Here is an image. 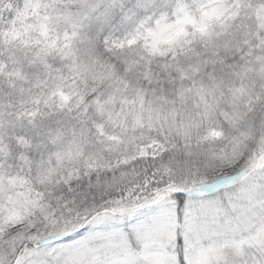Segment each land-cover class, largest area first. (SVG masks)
Instances as JSON below:
<instances>
[{
  "label": "trees",
  "instance_id": "obj_1",
  "mask_svg": "<svg viewBox=\"0 0 264 264\" xmlns=\"http://www.w3.org/2000/svg\"><path fill=\"white\" fill-rule=\"evenodd\" d=\"M25 2L0 0V257L22 264L166 193L180 219L190 203L229 210L213 242L248 239L209 264H264V235L250 239L264 224V0H49L32 51L4 37ZM200 8L205 27L159 51L139 35ZM152 139L165 148L107 163ZM174 250L189 264L180 234Z\"/></svg>",
  "mask_w": 264,
  "mask_h": 264
},
{
  "label": "rangeland",
  "instance_id": "obj_2",
  "mask_svg": "<svg viewBox=\"0 0 264 264\" xmlns=\"http://www.w3.org/2000/svg\"><path fill=\"white\" fill-rule=\"evenodd\" d=\"M47 1L49 0H26L23 9L9 22L4 37L16 46L26 48L27 51L35 50L40 45L36 41L37 35L45 37L48 31V16L45 12ZM208 15L209 10L205 8L185 10L174 22L158 19L155 26L144 29L139 35L151 51H159L164 43L173 42L191 31L202 30L205 27L203 20ZM218 135L219 132L214 129L208 133L210 137ZM164 148L165 144L161 140L152 139L137 147L132 153L115 156L107 163L125 161L132 156L154 155ZM256 159L255 156L251 163ZM93 165V163L87 164L89 167ZM207 174L208 171L204 170L201 174L192 175V182L198 186L208 181ZM223 174L225 173L214 176ZM247 181L249 177L244 179L242 185L244 186ZM143 191L144 186L137 188L136 193ZM176 203L174 198L162 193L156 204H150L145 210L131 211L126 218H119L117 224L111 222L108 215L94 216L81 237L68 241H55L46 249L21 253L22 264H136L139 262L178 264L174 249L179 234L184 239L187 262L209 264L212 255L218 252L219 248H223L222 252H233L242 243L247 242L248 239L233 237L223 242L211 240L217 231L229 224V210L225 207L220 205L214 208V204L190 203L180 219ZM138 217H140L138 221H131ZM76 226L78 225L73 222L66 223L64 232ZM50 232L55 234L54 230ZM263 235L264 224L261 228H256L250 239L257 241L258 236ZM11 261L8 256L0 257L2 264L4 262L9 264Z\"/></svg>",
  "mask_w": 264,
  "mask_h": 264
},
{
  "label": "water",
  "instance_id": "obj_3",
  "mask_svg": "<svg viewBox=\"0 0 264 264\" xmlns=\"http://www.w3.org/2000/svg\"><path fill=\"white\" fill-rule=\"evenodd\" d=\"M262 156H263V154H262ZM261 156V157H262ZM260 157V158H261ZM260 158H259V160H260ZM258 160V161H259ZM247 168H243L239 173H241L242 171H244V170H246ZM226 179H223V180H221V181H225ZM221 181H218V182H216V183H219V182H221ZM212 186V184H210V185H207V189H209L210 187ZM108 210L107 209H104L102 212H107ZM64 236H60L59 237V239H61V238H63ZM17 258H18V256H17ZM17 258L15 259V261L12 263V264H14L16 261H17Z\"/></svg>",
  "mask_w": 264,
  "mask_h": 264
}]
</instances>
